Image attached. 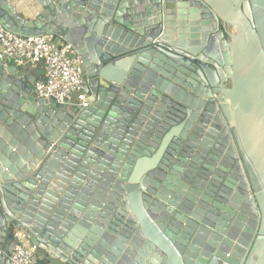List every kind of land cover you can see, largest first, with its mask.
<instances>
[{
	"label": "water",
	"instance_id": "95a60500",
	"mask_svg": "<svg viewBox=\"0 0 264 264\" xmlns=\"http://www.w3.org/2000/svg\"><path fill=\"white\" fill-rule=\"evenodd\" d=\"M4 26L75 45L90 107L0 62V264H264V0H38Z\"/></svg>",
	"mask_w": 264,
	"mask_h": 264
},
{
	"label": "built area",
	"instance_id": "2783aa9c",
	"mask_svg": "<svg viewBox=\"0 0 264 264\" xmlns=\"http://www.w3.org/2000/svg\"><path fill=\"white\" fill-rule=\"evenodd\" d=\"M0 62L17 68H42L43 77L34 82L40 99H53L59 106L90 107L85 90L86 73L75 45L63 35L17 34L7 29L0 18ZM15 248L9 264H42L46 255L20 229L14 231Z\"/></svg>",
	"mask_w": 264,
	"mask_h": 264
},
{
	"label": "crops",
	"instance_id": "0c3cea01",
	"mask_svg": "<svg viewBox=\"0 0 264 264\" xmlns=\"http://www.w3.org/2000/svg\"><path fill=\"white\" fill-rule=\"evenodd\" d=\"M11 4V6L15 7L17 10V13L24 18H31L34 16L37 11H39V3L38 0H8ZM33 15V16H32ZM20 71L23 75L28 76L33 82H35L37 79L43 77V70L42 68H20ZM34 87V86H33ZM46 262L48 264H61L60 262L51 260L47 255L45 257Z\"/></svg>",
	"mask_w": 264,
	"mask_h": 264
},
{
	"label": "trees",
	"instance_id": "16d2710c",
	"mask_svg": "<svg viewBox=\"0 0 264 264\" xmlns=\"http://www.w3.org/2000/svg\"><path fill=\"white\" fill-rule=\"evenodd\" d=\"M42 264H48V262H46V260H43L42 261Z\"/></svg>",
	"mask_w": 264,
	"mask_h": 264
}]
</instances>
